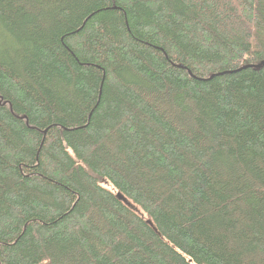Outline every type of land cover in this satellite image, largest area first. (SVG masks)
Instances as JSON below:
<instances>
[{
  "label": "trees",
  "instance_id": "trees-1",
  "mask_svg": "<svg viewBox=\"0 0 264 264\" xmlns=\"http://www.w3.org/2000/svg\"><path fill=\"white\" fill-rule=\"evenodd\" d=\"M263 63L264 0H0V264H264Z\"/></svg>",
  "mask_w": 264,
  "mask_h": 264
},
{
  "label": "water",
  "instance_id": "water-1",
  "mask_svg": "<svg viewBox=\"0 0 264 264\" xmlns=\"http://www.w3.org/2000/svg\"><path fill=\"white\" fill-rule=\"evenodd\" d=\"M263 65H264V63H263ZM257 67H259V66H257ZM246 68H247V67H246ZM242 69H245V68H242ZM242 69H241V70H242ZM117 196H118V198H119L120 200H122L123 202H125L126 204L129 205V202H128L123 196H121L120 194H118Z\"/></svg>",
  "mask_w": 264,
  "mask_h": 264
}]
</instances>
